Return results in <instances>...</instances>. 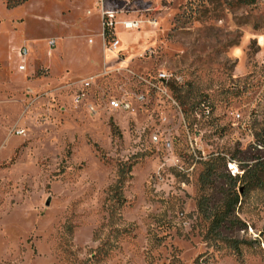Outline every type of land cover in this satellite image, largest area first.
Instances as JSON below:
<instances>
[{
    "label": "rangeland",
    "instance_id": "374dc122",
    "mask_svg": "<svg viewBox=\"0 0 264 264\" xmlns=\"http://www.w3.org/2000/svg\"><path fill=\"white\" fill-rule=\"evenodd\" d=\"M102 9L115 13L104 38ZM104 67L118 70L92 87L95 103L146 93L141 80L164 71L182 78L168 84L179 109L152 92L131 114L71 106L68 85ZM201 103L209 119L196 111ZM263 128L264 0L240 8L228 0H0V264H264L263 186L245 193L237 184L236 216L246 225L235 233L245 242L239 255L204 239L196 209L205 163L223 158L231 176L241 175L240 164L264 159ZM191 144L201 159L191 158ZM162 163L166 181L157 185Z\"/></svg>",
    "mask_w": 264,
    "mask_h": 264
},
{
    "label": "trees",
    "instance_id": "16d2710c",
    "mask_svg": "<svg viewBox=\"0 0 264 264\" xmlns=\"http://www.w3.org/2000/svg\"><path fill=\"white\" fill-rule=\"evenodd\" d=\"M258 1L260 0H228V6L230 8L250 7ZM105 35H108V33ZM177 88V86L173 87L174 90L176 89L174 93L171 91L179 103L184 106L185 98L178 94L179 88ZM259 136L264 138V128L261 134L256 135L257 138ZM259 145L264 147V141L258 142ZM130 168H128V171ZM240 169L242 170L241 175L231 176L226 169L225 159L213 158L208 160L198 176L200 195L196 201L198 214L207 221L204 239L214 246L223 244L238 255L245 242L235 236V233L244 230L246 225L236 216L237 208L241 202L240 188L236 190V187L238 183L242 182L246 185L245 193L252 187H264V159L260 160L258 158L253 163L240 164ZM122 172L123 170H121ZM223 182L226 188L219 189L217 192L218 198L215 199L214 193L216 192L214 190L219 184L224 186ZM119 200L121 201V198ZM92 257L95 259V255ZM196 264L202 263L196 260Z\"/></svg>",
    "mask_w": 264,
    "mask_h": 264
},
{
    "label": "built area",
    "instance_id": "2783aa9c",
    "mask_svg": "<svg viewBox=\"0 0 264 264\" xmlns=\"http://www.w3.org/2000/svg\"><path fill=\"white\" fill-rule=\"evenodd\" d=\"M101 28H102V37H105L106 33H109L111 31H114L115 29V13L113 10H104L101 11ZM123 26L126 29L136 28L137 24L132 23H123ZM114 35V34H113ZM120 44L119 39L117 36L114 35L112 37L110 42V48L112 50H117L118 46ZM54 45L53 42H49V46L52 47ZM27 50L25 48L20 50L19 56L22 58H25L27 55ZM19 70H24L23 66L19 67ZM118 69H111L108 67H104L103 71L99 75L89 76L82 80H79L75 83H72L68 85L66 89L71 90V94H69L70 97V104L71 106L75 108L84 109L88 114L95 115L98 113V106L101 109H107L109 111L113 112H121V113H134L136 110V106L134 104L136 103H144L148 100L149 92H152L153 95H155V99L161 97L162 99H165L170 105L174 108H178V105L174 98L172 97V94L169 90L168 84L169 82H174L175 84H181L182 78L181 76L177 75H169L164 71H160L157 73L156 77L153 80H145L142 79L141 82L144 83L148 89V92H123L120 96H109L106 97L102 102L99 104L95 103L93 98L91 97V91L92 87L96 84L97 80L101 77H106L110 75L112 72L117 71ZM38 99V97H36ZM101 104V105H100ZM196 111H199L201 116L205 119H209L212 114V110L210 109L209 105L206 103H201L196 107ZM195 111V113H196ZM198 116V115H197ZM235 117L239 118V114H236ZM157 119L158 122L162 125L167 122V115L164 111H158L157 113ZM14 133L20 136L25 135V129L19 128L15 129ZM151 141L152 143H160V135L159 132L156 131L151 135ZM163 147L166 151L171 152L172 150V140L169 137H166L163 140ZM190 156L192 159L198 160L201 159V156L199 153H197L194 146L190 145ZM165 159H170L172 162V165L174 167H177L180 172H188L191 169H183V165L181 162V159L177 156L173 157H166ZM164 164L162 163L159 172L157 173L155 180L156 184L160 185L161 183H164L165 176L163 171Z\"/></svg>",
    "mask_w": 264,
    "mask_h": 264
},
{
    "label": "crops",
    "instance_id": "0c3cea01",
    "mask_svg": "<svg viewBox=\"0 0 264 264\" xmlns=\"http://www.w3.org/2000/svg\"><path fill=\"white\" fill-rule=\"evenodd\" d=\"M123 41V40H122ZM127 43V42H126ZM109 57H111V55L109 56ZM113 67V66H112ZM112 67H108V68H112ZM103 71V70H102ZM99 74H101V71H99V72H97V73H94V74H92V75H90V76H94V75H99ZM89 77V76H88Z\"/></svg>",
    "mask_w": 264,
    "mask_h": 264
},
{
    "label": "water",
    "instance_id": "95a60500",
    "mask_svg": "<svg viewBox=\"0 0 264 264\" xmlns=\"http://www.w3.org/2000/svg\"><path fill=\"white\" fill-rule=\"evenodd\" d=\"M48 204H49V202L46 203V205H48Z\"/></svg>",
    "mask_w": 264,
    "mask_h": 264
}]
</instances>
